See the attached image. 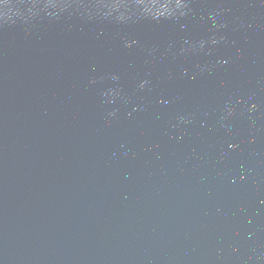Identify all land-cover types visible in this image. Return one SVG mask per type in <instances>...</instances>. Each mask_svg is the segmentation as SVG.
Segmentation results:
<instances>
[{"label":"water","instance_id":"1","mask_svg":"<svg viewBox=\"0 0 264 264\" xmlns=\"http://www.w3.org/2000/svg\"><path fill=\"white\" fill-rule=\"evenodd\" d=\"M0 264H264V0H0Z\"/></svg>","mask_w":264,"mask_h":264}]
</instances>
